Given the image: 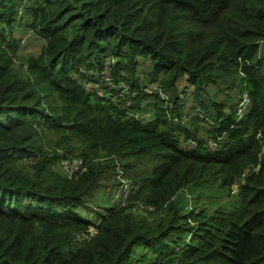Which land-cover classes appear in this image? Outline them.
Instances as JSON below:
<instances>
[{"label":"trees","instance_id":"obj_1","mask_svg":"<svg viewBox=\"0 0 264 264\" xmlns=\"http://www.w3.org/2000/svg\"><path fill=\"white\" fill-rule=\"evenodd\" d=\"M16 28L39 54L20 57ZM263 40L264 0H0V264H264ZM222 85L248 94L242 116ZM74 142L86 170L69 177L49 163ZM119 160L127 204L80 214Z\"/></svg>","mask_w":264,"mask_h":264},{"label":"rangeland","instance_id":"obj_2","mask_svg":"<svg viewBox=\"0 0 264 264\" xmlns=\"http://www.w3.org/2000/svg\"><path fill=\"white\" fill-rule=\"evenodd\" d=\"M15 33L17 36H19L22 41H21V48L19 51V55L20 57H22V59L30 54H39L41 51V48L44 44V40L29 32L28 30H21L16 28ZM259 54L260 56H264V40L261 43V47L259 50ZM21 64V60L17 61V65ZM107 78H109V80H107ZM104 80L106 82H108L109 84L112 83L111 81V76H110V72L108 71V73L106 74V71L104 72ZM98 87V86H97ZM157 84H152L149 86V88H147V91L149 89V91L151 90H157ZM208 89L210 90L211 96L215 97L218 100H228V95L232 97V102L236 103L239 102L242 94L240 93H236V91L232 88H229L225 85H222L220 88H216L213 86L208 87ZM193 89L190 88L189 91H192ZM188 94H185L183 92V84L179 85V94H180V102H186L187 106H186V110H185V117H183V122L186 124L191 125L192 128H194V124L191 122V119L193 116H195L197 113H199V109H197V107H195L197 104L195 103L194 97L192 95V92L190 94V92H188ZM160 94L164 99H169V95L164 92V90H160ZM247 93L243 94L244 95ZM248 95V94H247ZM249 97V96H248ZM236 99V100H235ZM148 101L151 100H146L145 102H143V104H147ZM230 103V102H229ZM152 105V104H151ZM239 106V104H238ZM152 106L149 107V110ZM148 110V111H149ZM142 111L141 113L144 116V120H150L154 113L153 111ZM140 113V114H141ZM145 113V114H144ZM202 114L204 113V110L201 112ZM239 114H241V112L238 111ZM59 136H57L56 134H54V132H50L47 133L45 136V150L49 153V157H53L55 154V152H58L59 154H62L63 152L60 150L63 149H57L56 150V142L58 140ZM75 144H77V142H74ZM78 145V151L73 155V153H71V156L74 157H69V158H61L59 161H55V160H51L50 167L52 169H54L55 171L59 170L61 172H63L65 175L67 176H73L70 175V171L65 169L64 165L62 164L63 161H69V162H73L75 160H84L83 157L78 156V154L81 153V149L83 146ZM211 146H215L214 142L211 141L210 143ZM186 146L189 147H193L194 143L193 142H189ZM117 163V166L119 165L120 168H122V164L125 163L126 161H121ZM157 164V161L155 159H153L152 157H150V160H145L142 163H139L138 165H136L133 169L129 170V172L127 174V176H131L134 174H138L143 172L144 174H149L151 172L152 167ZM117 170V169H116ZM115 170H108L106 172L103 173V175L101 176L100 179V185L98 186V188L94 189L91 192V195L89 197H87L86 199V204L82 207L77 208V211L82 214L83 216L89 218V219H95V215H98L99 213L105 214L106 210L108 207L113 206V207H121L124 206L125 204H127L129 198L131 197L132 193L129 195V198L126 200L125 203H123L121 200L119 201H113V196L114 193H116L118 190L116 189V191L114 192L115 187L120 183V176L118 174L114 175ZM129 174V175H128ZM129 176V177H130ZM238 192V188L234 187V189L231 192H220L218 193L217 198H209L206 196H202V201L200 203H204V204H211V203H223V204H228L231 200H233L236 197V194ZM188 199L191 201L188 202L190 203V206L193 205V207L195 205H200V204H196V200L193 198H189ZM93 230V229H92Z\"/></svg>","mask_w":264,"mask_h":264},{"label":"built area","instance_id":"obj_3","mask_svg":"<svg viewBox=\"0 0 264 264\" xmlns=\"http://www.w3.org/2000/svg\"><path fill=\"white\" fill-rule=\"evenodd\" d=\"M108 71L109 70H106V74L108 73ZM107 80H109V78H107ZM249 104H250V98L248 97L247 94H245L244 97H242V101L240 102L238 108V111L241 112V114L238 113L240 116L243 115ZM62 164L64 165L65 169L70 171V175L73 176L86 170V164L84 160H75L73 162L63 161ZM117 170H118V175L120 176V183L114 189V192L116 191V189L119 190L116 193H114L113 201L121 200L123 203H125L126 200L129 198V195L135 191L136 185L133 183L132 180H129L126 177H124V172L121 170L119 165L117 166ZM73 176H69V177H73Z\"/></svg>","mask_w":264,"mask_h":264}]
</instances>
